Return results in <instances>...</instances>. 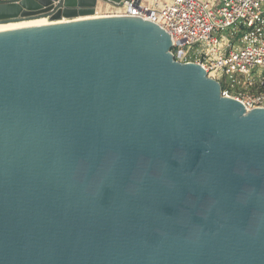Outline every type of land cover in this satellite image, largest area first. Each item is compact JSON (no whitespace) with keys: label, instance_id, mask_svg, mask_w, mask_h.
<instances>
[{"label":"water","instance_id":"obj_1","mask_svg":"<svg viewBox=\"0 0 264 264\" xmlns=\"http://www.w3.org/2000/svg\"><path fill=\"white\" fill-rule=\"evenodd\" d=\"M0 0V24L99 2ZM132 17L0 32V264H264V109Z\"/></svg>","mask_w":264,"mask_h":264},{"label":"built area","instance_id":"obj_2","mask_svg":"<svg viewBox=\"0 0 264 264\" xmlns=\"http://www.w3.org/2000/svg\"><path fill=\"white\" fill-rule=\"evenodd\" d=\"M118 7L119 15L164 30L174 63L202 67L246 112L264 109V0H123Z\"/></svg>","mask_w":264,"mask_h":264},{"label":"bare ground","instance_id":"obj_3","mask_svg":"<svg viewBox=\"0 0 264 264\" xmlns=\"http://www.w3.org/2000/svg\"><path fill=\"white\" fill-rule=\"evenodd\" d=\"M114 8L117 9V14H107V15L106 14H103V15H100V14H98L96 12L95 15H93V16L79 17V18L72 19V20H63V21H60V22L48 23V21L46 19H39V20H34V21H24V22H18V23L0 24V32L7 31V30H13V29L34 27V26H43V25H52V24L68 23V22H74V21H80V20H86V19H94V18L124 17V16L119 15V12H120L119 10L120 9L118 10V8H119L118 6H115V7L113 6L112 9H114ZM230 98L236 100L233 97H230ZM236 101L240 102L239 100H236Z\"/></svg>","mask_w":264,"mask_h":264},{"label":"rangeland","instance_id":"obj_4","mask_svg":"<svg viewBox=\"0 0 264 264\" xmlns=\"http://www.w3.org/2000/svg\"><path fill=\"white\" fill-rule=\"evenodd\" d=\"M142 3H148L150 0H140ZM103 8H104V6H103ZM99 8L98 9V14H100V15H103V14H117V9L116 8H114V9H112V8ZM116 9V10H115ZM259 71V70H258ZM260 72V71H259ZM256 74H257V71H256V73L254 74V76L256 77ZM227 95H225L224 97H226ZM228 96H231V94H229L228 93Z\"/></svg>","mask_w":264,"mask_h":264},{"label":"crops","instance_id":"obj_5","mask_svg":"<svg viewBox=\"0 0 264 264\" xmlns=\"http://www.w3.org/2000/svg\"><path fill=\"white\" fill-rule=\"evenodd\" d=\"M103 6H104V8H105V7H106V8H109V9H110V8H113V6H111V5L107 4V3L99 2L98 5H97L96 12L98 13V9H99V8H103ZM104 8H103V9H104ZM106 8H105V9H106Z\"/></svg>","mask_w":264,"mask_h":264}]
</instances>
